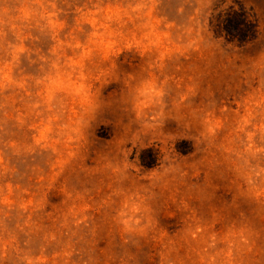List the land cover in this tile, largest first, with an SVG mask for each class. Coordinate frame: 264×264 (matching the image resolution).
Returning <instances> with one entry per match:
<instances>
[{
  "label": "rangeland",
  "instance_id": "1",
  "mask_svg": "<svg viewBox=\"0 0 264 264\" xmlns=\"http://www.w3.org/2000/svg\"><path fill=\"white\" fill-rule=\"evenodd\" d=\"M0 264H264V0H0Z\"/></svg>",
  "mask_w": 264,
  "mask_h": 264
},
{
  "label": "trees",
  "instance_id": "2",
  "mask_svg": "<svg viewBox=\"0 0 264 264\" xmlns=\"http://www.w3.org/2000/svg\"><path fill=\"white\" fill-rule=\"evenodd\" d=\"M243 21H244V23H245V25H250L251 23H250V21L248 20V19H245V17L243 16ZM226 31V35L230 38V39H233L235 36L233 35V33L232 32H230V30L229 29H226L225 30Z\"/></svg>",
  "mask_w": 264,
  "mask_h": 264
},
{
  "label": "clouds",
  "instance_id": "3",
  "mask_svg": "<svg viewBox=\"0 0 264 264\" xmlns=\"http://www.w3.org/2000/svg\"><path fill=\"white\" fill-rule=\"evenodd\" d=\"M137 95V90L135 91V96Z\"/></svg>",
  "mask_w": 264,
  "mask_h": 264
}]
</instances>
